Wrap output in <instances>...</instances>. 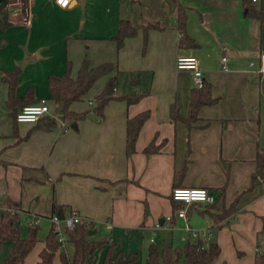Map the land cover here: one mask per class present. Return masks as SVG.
I'll list each match as a JSON object with an SVG mask.
<instances>
[{
	"label": "crops",
	"instance_id": "obj_1",
	"mask_svg": "<svg viewBox=\"0 0 264 264\" xmlns=\"http://www.w3.org/2000/svg\"><path fill=\"white\" fill-rule=\"evenodd\" d=\"M242 1L70 0L61 8L55 0H26L27 24L19 23L18 6L8 10L11 25L0 29V204L5 199L17 203L26 227L32 219H38L39 226L40 217L57 215L53 206L61 205L64 216L74 211L93 223L92 240L114 242V254L120 251L127 257L136 252L138 258L131 264H141L142 259L146 264L149 245H158L160 239L167 243L164 234L172 246L199 238L215 242L220 248L216 264H253L257 253L264 255V181L249 189L256 153L264 149V73L257 72L264 53V0L251 3L261 20L245 16ZM179 4L186 7L184 31L176 23ZM121 19H128L137 34L118 50L113 37ZM148 24L158 28L147 31L143 50L142 29ZM183 34L193 44L181 45ZM3 56H9V62ZM178 56L198 58L202 79L218 98L200 108L190 128L169 117L171 104L186 116L195 86L191 72L175 69ZM85 60L90 67L113 66L71 105L74 112L88 111L85 119L64 131L16 123L13 135L2 70L22 68L17 96L31 88L35 98L46 100L48 76L62 75L69 62L75 77ZM111 77L116 79L117 96L142 97L131 104L109 100L100 119L92 111L93 100ZM144 111L149 116L134 152L127 156L126 120ZM150 143L157 150L145 153ZM183 165L184 174L176 177ZM42 186L48 191H40ZM175 187L207 188L216 199L222 193L226 207L235 201L236 212L215 221V209L193 203L183 207L185 219L179 218L180 208L174 210L176 203L170 199ZM185 223L199 235L190 236ZM49 224L23 264H38ZM174 231L180 233L182 245L172 243ZM107 247L96 249L92 264H102ZM11 248L9 241L1 245L0 264ZM73 251L67 243L69 259ZM59 252L52 264H61Z\"/></svg>",
	"mask_w": 264,
	"mask_h": 264
},
{
	"label": "trees",
	"instance_id": "obj_2",
	"mask_svg": "<svg viewBox=\"0 0 264 264\" xmlns=\"http://www.w3.org/2000/svg\"><path fill=\"white\" fill-rule=\"evenodd\" d=\"M243 9L245 16H251L261 20L260 11L251 5L250 0H243ZM7 2L0 4V29H6L11 25L8 20V12L6 9ZM176 23L179 30L184 31L186 23V7L182 5L177 6ZM158 28L156 25L148 24L142 29L143 45L146 46L147 31L149 29ZM137 34V29L133 27L128 19H121L118 21L117 30L113 37L116 43V48L119 50L126 38L134 37ZM181 45L193 44V41L182 35L180 38ZM113 66L109 63H104L95 67H90L88 61H83L76 76H71V65L66 62L65 71L62 75H49L47 78V88L49 90L48 101L52 103L50 109L51 114L44 115L36 123L35 129L43 131H52L59 127L60 120L68 125L76 124L79 120L85 119L87 112H74L70 109L75 102L81 101L83 97L89 92L94 83L101 77L107 76L112 71ZM21 68L15 67L12 70H2L1 82L7 86V96L5 100V107L9 111V116L13 119V135H16L15 115L24 106L38 103L33 95L31 88L27 89L22 97L16 95V88L18 85ZM116 79L109 78L102 91L94 97V105L92 111L101 119L103 117V108L105 104L111 99L125 100L127 104H131L139 100L141 94L122 95L115 94ZM218 101L217 97L211 94V85L203 80L200 87L194 86L190 90L188 111L185 117L179 114L177 107L174 104L169 106V117L173 122H183L187 128L192 127L199 119V110L206 105L215 104ZM149 112L144 111L132 118L126 120L125 127V154L129 156L135 150V141L138 132L148 118ZM57 118V119H56ZM26 137L19 138L21 141ZM157 148L150 143L145 147V153L156 151ZM255 170L250 177L249 189L264 181V149L257 151L255 159ZM1 163V160H0ZM186 165H183L180 171L175 175H183ZM223 195L217 197L215 202L210 205L211 209H215L218 214L214 215L215 221L223 220L236 212L235 201L226 207L223 201ZM172 201V200H171ZM174 202V201H172ZM174 210L181 209L184 204L175 202ZM54 211H58L57 216H64V207L54 204ZM20 207L17 203L5 199L0 204V247L9 241L12 243L10 254L3 261L2 264H23L27 254L34 248L38 241V226H28L26 234L23 235V227L20 221ZM93 229L91 221L83 220L76 224L73 230L68 231V243L73 245V256L69 259L65 251L59 252V260L61 264H92V257L97 248L101 245L108 244L106 253L104 255L102 264H131L138 258L136 252L131 253L125 257L122 252H114L115 243L110 242L104 238L100 240H92L89 232ZM45 246L39 252L38 264H52L55 253L58 250V241L52 228L48 231L45 237ZM220 254V248L215 242L206 243L202 239H197L196 242H185L182 246H172L171 244L163 243L161 246L151 243L147 249L145 259L146 264H216L217 258ZM220 264H227L221 262ZM253 264H264V255L257 253L254 257Z\"/></svg>",
	"mask_w": 264,
	"mask_h": 264
},
{
	"label": "built area",
	"instance_id": "obj_3",
	"mask_svg": "<svg viewBox=\"0 0 264 264\" xmlns=\"http://www.w3.org/2000/svg\"><path fill=\"white\" fill-rule=\"evenodd\" d=\"M259 0H250L251 3H257ZM26 0H8L6 4L7 12L12 7L18 6L16 11L20 13L19 23L27 24L28 22V11L27 5L25 4ZM70 0H66L65 3H61L60 0H55V3L61 7L65 8L69 5ZM221 69L226 71L227 67L225 65V57H221ZM259 66L257 69L258 73H264V53H261L259 56ZM199 60L194 56H178L175 59V69L177 70H186L192 73V79L195 86L200 87L203 83L201 72L198 68ZM44 115H54L51 114V111L47 105L45 99H40L38 103L33 105L24 106L20 111L15 115L14 121L16 123H36ZM57 119V118H56ZM59 130L64 131L69 127L66 123L60 121ZM170 199L174 202L184 204V207L197 203L205 206L212 205L216 200V195L213 191L207 188H189V187H175L170 192ZM177 216L179 218L185 219V210L181 208L177 210ZM86 220L83 219L78 213L71 211L62 218L53 214L50 217L51 228L55 233L56 239L58 241V250L65 251L66 244L68 243L67 232L73 230L74 226L79 222ZM166 221H170V218H167ZM38 219H32L30 225L37 226ZM155 228H159V224H155ZM185 231L189 232L190 236L197 237L199 232L190 230L187 224L184 226ZM152 242L153 240L150 239Z\"/></svg>",
	"mask_w": 264,
	"mask_h": 264
},
{
	"label": "rangeland",
	"instance_id": "obj_4",
	"mask_svg": "<svg viewBox=\"0 0 264 264\" xmlns=\"http://www.w3.org/2000/svg\"><path fill=\"white\" fill-rule=\"evenodd\" d=\"M3 59H4V62H9V56L5 59V57L3 56ZM24 63L25 62H23V64H22V67H23V65H24ZM22 69V68H21ZM46 101H47V105H48V107H49V109H51V107H52V103L50 102V101H48L47 99H46ZM20 221H21V219H20ZM50 221V218L49 219H47V218H44V217H40V222H39V226H38V229H39V231H38V236H43L44 234H45V232H46V229H47V227H48V225H50L49 222ZM21 226L23 227V231L24 232H26V225L24 224V222L22 221L21 222ZM24 234V233H23ZM165 235V239L167 240L166 242V244H168V243H170V241H171V238L170 237H168L166 234H164ZM42 238V237H41ZM44 238V237H43ZM158 241V245L159 246H161L162 245V241H161V239L160 240H157ZM172 243L174 244V245H182V242H181V240H180V233L178 232V231H174V233H173V235H172ZM139 260V259H138ZM143 260V259H142ZM142 260H140V263L141 264H144V262L142 261ZM177 264H180V263H177Z\"/></svg>",
	"mask_w": 264,
	"mask_h": 264
},
{
	"label": "water",
	"instance_id": "obj_5",
	"mask_svg": "<svg viewBox=\"0 0 264 264\" xmlns=\"http://www.w3.org/2000/svg\"><path fill=\"white\" fill-rule=\"evenodd\" d=\"M70 127H71V128H75L76 125L73 123V124H71ZM39 190H40V191L44 190L45 192H47V191H48V187H47V186H42V187H40ZM92 232H93V231H90L89 234H91Z\"/></svg>",
	"mask_w": 264,
	"mask_h": 264
},
{
	"label": "snow or ice",
	"instance_id": "obj_6",
	"mask_svg": "<svg viewBox=\"0 0 264 264\" xmlns=\"http://www.w3.org/2000/svg\"><path fill=\"white\" fill-rule=\"evenodd\" d=\"M60 2H61V3H65V2H66V0H60Z\"/></svg>",
	"mask_w": 264,
	"mask_h": 264
}]
</instances>
